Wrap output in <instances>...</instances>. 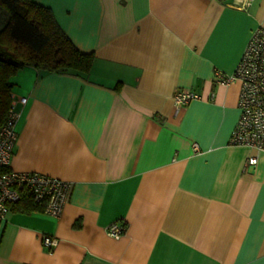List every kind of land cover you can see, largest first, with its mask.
<instances>
[{"label": "crops", "instance_id": "obj_1", "mask_svg": "<svg viewBox=\"0 0 264 264\" xmlns=\"http://www.w3.org/2000/svg\"><path fill=\"white\" fill-rule=\"evenodd\" d=\"M32 1L94 61L11 78L10 169L71 188L58 218L0 220V264H264V151L229 143L240 83L213 76L234 73L264 0ZM179 89L200 98L178 107ZM114 221L119 238L106 233Z\"/></svg>", "mask_w": 264, "mask_h": 264}, {"label": "built area", "instance_id": "obj_2", "mask_svg": "<svg viewBox=\"0 0 264 264\" xmlns=\"http://www.w3.org/2000/svg\"><path fill=\"white\" fill-rule=\"evenodd\" d=\"M254 0H232L231 5L246 10ZM216 82L229 84L240 83L238 108L239 117L231 132L229 143L264 151V27L252 30L242 51L233 74L225 76L220 71L213 74ZM200 96L188 89H179L173 96L176 106H183ZM21 104L27 99L21 97ZM19 112L16 102L11 100L5 121L0 126V220H4L10 206L18 202L22 192H27L33 202L42 205V212L58 218L67 202L71 182L37 172H18L10 169V160L18 138L16 121ZM194 149L198 151L196 143ZM257 158L250 156L247 165L256 164ZM126 226L119 221L111 222L106 233L119 238ZM44 245L51 251L56 239L45 236Z\"/></svg>", "mask_w": 264, "mask_h": 264}, {"label": "trees", "instance_id": "obj_3", "mask_svg": "<svg viewBox=\"0 0 264 264\" xmlns=\"http://www.w3.org/2000/svg\"><path fill=\"white\" fill-rule=\"evenodd\" d=\"M224 2V0H217ZM0 126L11 101V78L24 67L88 73L92 52L80 51L57 24L48 7L32 0H0ZM19 212L42 211L27 192L10 206Z\"/></svg>", "mask_w": 264, "mask_h": 264}, {"label": "rangeland", "instance_id": "obj_4", "mask_svg": "<svg viewBox=\"0 0 264 264\" xmlns=\"http://www.w3.org/2000/svg\"><path fill=\"white\" fill-rule=\"evenodd\" d=\"M0 14H2L1 11H0Z\"/></svg>", "mask_w": 264, "mask_h": 264}]
</instances>
